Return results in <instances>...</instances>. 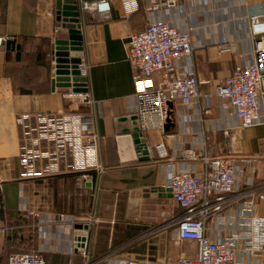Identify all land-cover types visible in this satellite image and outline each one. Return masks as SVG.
I'll return each instance as SVG.
<instances>
[{"label":"crops","instance_id":"crops-1","mask_svg":"<svg viewBox=\"0 0 264 264\" xmlns=\"http://www.w3.org/2000/svg\"><path fill=\"white\" fill-rule=\"evenodd\" d=\"M56 1L0 0V37L9 38L0 46V264H7L11 254L29 251L38 252L45 264H82L74 248L81 225L53 223L56 216L94 219L87 233L93 262L107 257L176 264L180 257L194 258V243L183 251L177 244L185 242L164 233L176 231L181 213L167 190L168 175L203 174L200 161L183 156L190 150L246 160L238 163V198L208 221L209 235L219 239L243 232L252 206L264 218V125L240 128L233 110L214 94L232 71L253 63L249 21L264 15V0H172L171 5L136 0L137 11L129 16L121 1L113 0L104 21L80 13V60L87 69L89 105L67 101L65 89L53 88L51 41L68 38L57 20ZM149 23H165L189 37L192 55L174 67L197 77L200 97L187 106L170 103L167 129L139 135L134 114L137 72L127 61L126 45L131 33ZM222 44L230 45L231 52L220 53ZM150 80L156 87L158 75ZM73 112L82 115L87 133L96 137L104 172H93L91 182H82L79 174L65 169L71 163L67 160L58 174L21 180L18 117ZM122 137L151 147L161 144L165 156L155 151L148 161L126 163L117 142ZM46 165L44 160L37 167ZM23 209L39 213L44 223L21 213ZM252 263L264 264V257Z\"/></svg>","mask_w":264,"mask_h":264},{"label":"built area","instance_id":"built-area-1","mask_svg":"<svg viewBox=\"0 0 264 264\" xmlns=\"http://www.w3.org/2000/svg\"><path fill=\"white\" fill-rule=\"evenodd\" d=\"M113 0L80 1L79 11L102 21L109 17ZM126 15L137 11L136 0H120ZM161 4H173L172 0H162ZM157 6V5H155ZM254 61L236 68L214 88L217 98L230 107L242 129L255 125H264V15L253 16L249 21ZM60 29V28H59ZM57 33V31H56ZM9 38L0 37V46ZM57 40L51 41V57L54 63V47ZM220 53L231 52L230 45L218 47ZM193 46L187 35L165 23H149L144 30L131 33L126 45V57L136 69L134 83L136 87L135 117L139 135L149 131L162 132L168 121L169 105L178 102L182 106L191 105L200 97L199 81L190 72L179 71L174 63L190 57ZM82 82H72L65 89V99L80 105H89L87 96V69L78 65ZM158 75L156 87L150 77ZM71 79V77H70ZM56 87L55 63L52 78ZM77 87L85 93H74ZM22 138L20 144L19 178L42 179L59 173V166L79 174L82 182H91L93 172L102 174L103 166L99 160L97 139L89 135L78 112L69 114H34L18 117ZM146 151L149 157L158 152L164 157L163 145L154 147L140 144L139 156ZM183 156L191 161H200L204 170L202 176L194 172L178 171L167 177V190L181 211L175 221L177 239L195 244L196 256L177 261L176 264H253L252 259L264 257V218L255 215V206L249 214L243 232H230L226 236L214 239L208 233V221L224 212L238 198L240 190L241 166L246 160L231 157H208L194 150L186 151ZM47 161L42 169L37 165ZM239 163V164H238ZM7 168L8 164H2ZM263 198V196H260ZM21 213L44 223L41 215L23 209ZM94 219L87 217L77 220L74 217L56 216L53 223L68 224L72 228L81 225V235H75L74 248L82 258V264H139L135 260L114 261L103 257L92 261L88 250L87 233ZM52 223V221H49ZM72 252V251H71ZM244 255V257L241 256ZM7 264H45L42 256L35 251L19 252L8 256Z\"/></svg>","mask_w":264,"mask_h":264},{"label":"water","instance_id":"water-1","mask_svg":"<svg viewBox=\"0 0 264 264\" xmlns=\"http://www.w3.org/2000/svg\"><path fill=\"white\" fill-rule=\"evenodd\" d=\"M57 20L62 23V28L68 31L67 40H57L54 47V63L57 88H70L72 82H82L85 79L79 78L78 65L82 52L81 36L77 29L79 24V7L76 0L56 1ZM71 77V79H70ZM74 93H85V91L74 87ZM167 129V127H165ZM121 156L126 163L135 161H148L146 151H142L138 158L135 151L140 150V141L130 137H122L117 140ZM76 232V235H81Z\"/></svg>","mask_w":264,"mask_h":264},{"label":"rangeland","instance_id":"rangeland-1","mask_svg":"<svg viewBox=\"0 0 264 264\" xmlns=\"http://www.w3.org/2000/svg\"><path fill=\"white\" fill-rule=\"evenodd\" d=\"M164 233H167L166 234V237L169 235L171 238H173V241H174V239L176 238L177 239V235H176V231H175V229H169V230H167V231H165ZM168 236V237H169ZM176 244V243H175ZM191 245V243H187V242H185V243H179V244H177V248L178 249H180V250H186L189 246ZM185 258H188V257H180L178 260H180V259H185ZM177 260V261H178Z\"/></svg>","mask_w":264,"mask_h":264}]
</instances>
